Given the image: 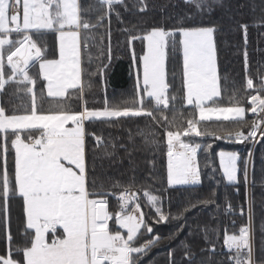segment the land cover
<instances>
[{"label":"snow or ice","instance_id":"obj_1","mask_svg":"<svg viewBox=\"0 0 264 264\" xmlns=\"http://www.w3.org/2000/svg\"><path fill=\"white\" fill-rule=\"evenodd\" d=\"M182 4L171 27L121 29L129 45L142 44L139 56L131 51L133 90L95 107L89 93L99 80L106 84L112 18L123 24L125 13L146 15L147 0H0V264H154L161 248L168 264H178L177 248L180 264H197L184 233L203 234L207 264L215 256L224 258L219 264H264V222L259 250L255 243L253 151L213 147L264 141V71L250 70L249 24L237 22L243 76L221 74L214 17L230 7L226 0ZM128 123L137 127L127 143L103 131ZM142 149L162 169L147 185L134 174L124 182L97 170L105 159L127 158L131 167ZM218 174L237 195L243 188L244 201L237 208L226 198L221 214L231 219L222 235L219 215L216 225L197 223L194 231L196 212L220 213ZM259 183L264 188V171Z\"/></svg>","mask_w":264,"mask_h":264},{"label":"trees","instance_id":"obj_2","mask_svg":"<svg viewBox=\"0 0 264 264\" xmlns=\"http://www.w3.org/2000/svg\"><path fill=\"white\" fill-rule=\"evenodd\" d=\"M149 4V11L145 14L136 13L135 15L130 13L124 14V23L117 22L115 17L112 18L111 23V45H112V60L110 68L106 75V84L103 80H99L94 83L93 88L89 93L90 105L100 107L103 103L105 96L110 100H120L121 97L130 95L133 90L135 71L132 67L131 51L134 48L137 56L142 52V44L140 41H134L132 45L127 43V33L121 31L123 28H132L133 25H137V28H147L154 25H163L171 27L174 23V19L180 14L181 9L184 7L182 0H147ZM226 3L230 5L224 13H217L214 20L218 23L219 31L217 33V48H218V61L220 66V72L222 75H227L229 78L235 77L240 79L243 76V49L244 40L243 33L239 29L237 22L249 24L248 29V44L247 50L249 52V59L251 64V71L253 74L259 68L264 71V27L258 26L260 18L264 16V0H226ZM172 4H176L177 7H171ZM207 23V21H206ZM107 43V41H105ZM259 50V51H258ZM95 51V49H93ZM260 62V63H258ZM97 78H94L96 80ZM95 100V104L92 101ZM17 103H19L17 101ZM143 126V122L141 125ZM136 125L134 123H128L123 128H105L103 131L107 135L111 133L113 137L118 138L117 143L121 140L127 143L128 129H131L133 133L136 131ZM139 139V138H138ZM213 147L215 152L219 151H236L241 153L242 156L247 155L248 149L253 151V163L255 165L257 184L254 189L256 197V238L255 243L257 249L261 247V236L259 232V226L264 222V188L260 186L259 179L262 171H264V141L258 144H232L225 141H214ZM121 157L124 156L121 150ZM153 159V154L147 149L137 150L132 153V166H129V161L124 158L122 161L117 158L114 163H109L107 159L98 161V171H103L106 175H111L124 182H127L130 177L135 175L137 181L147 182L150 180L154 173L162 171L160 168V160L156 159V166L153 168L150 161ZM211 164L218 168V159L212 157ZM102 165V168L99 167ZM134 169V172H133ZM216 179L221 181L217 191L219 192V199L221 204L220 213L217 212L215 207L205 208L203 211L196 212L194 216L189 219V224L193 226L194 231L196 224L203 225L204 223H211L216 225V221L212 220L214 215H219V227L221 229V235L225 225L230 223V217L224 216L223 206L225 200L230 199L234 206L239 207L244 201V190L241 188L239 195L236 194L231 186H227L226 181H223L222 175L218 174ZM160 182V177L157 176V183ZM215 186V185H214ZM208 183H205L204 195H209ZM117 207L115 201H113V209ZM145 212L149 211L147 207L143 209ZM13 231L16 232L20 227L18 217L21 213V208L18 203L13 205ZM237 225L243 223V218L239 215L235 217ZM162 234H166L168 231L167 226H158ZM182 239L186 238L192 243L193 251L195 252V260L197 264H207V253L201 252L202 248H207L208 245L203 239V234L188 236L186 233L182 234ZM222 240L217 242V250L221 249ZM259 256V251L257 252ZM176 259L180 264L181 252L177 248ZM224 258L221 256H215L213 258V264H219ZM154 264H168L167 249L161 248L155 250L153 254Z\"/></svg>","mask_w":264,"mask_h":264}]
</instances>
